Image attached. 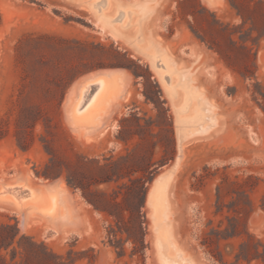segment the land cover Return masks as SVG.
<instances>
[{
    "label": "rangeland",
    "instance_id": "obj_1",
    "mask_svg": "<svg viewBox=\"0 0 264 264\" xmlns=\"http://www.w3.org/2000/svg\"><path fill=\"white\" fill-rule=\"evenodd\" d=\"M114 72L119 104L78 124L84 85ZM53 182L58 218L0 202V222L60 264H264V0H0V187Z\"/></svg>",
    "mask_w": 264,
    "mask_h": 264
},
{
    "label": "bare ground",
    "instance_id": "obj_2",
    "mask_svg": "<svg viewBox=\"0 0 264 264\" xmlns=\"http://www.w3.org/2000/svg\"><path fill=\"white\" fill-rule=\"evenodd\" d=\"M94 5L98 6L99 3L96 2L94 3ZM121 15L122 12H120L117 17H115V19H119ZM152 58V64L165 71H163L162 76L166 80V83L170 85L171 92L176 93L177 86L175 84H172V73L169 71L168 62L165 56H163V54L161 53H156L155 57L154 55H152ZM118 75V73L114 72L112 76H102L95 82H88L84 85V88L82 89L83 95H81L80 100L76 102L77 105L73 108V114L75 115L74 118L78 124L90 127L96 123L103 111H105L104 116L109 111L110 113H112L111 110H113V106H117L118 103V100L115 99L120 93L123 92L124 88L122 82L118 78ZM184 91V101L183 104L179 107L182 113L190 109V107L192 106V101L196 96L195 92L190 89L189 86L184 87ZM108 104L110 105L108 106ZM196 116L197 117L190 118V120L181 121L180 127L186 129L189 126H196V123L198 124L200 121H202V115L200 114L199 116V113H196ZM172 169L173 167L164 171L154 180L155 186L149 195V201H156V203L154 204L155 216L157 217V219L159 218V221L162 219V211L164 210V189L167 181L165 177ZM15 185H20L18 187L19 189H17ZM15 185L10 184L0 187V202L10 203L15 208H17L18 211L27 209L30 215L32 213H37L52 220H55L60 216V201L63 188L60 182H53V184H50L49 186L48 184L47 186L40 184V187L30 186L26 183ZM154 192L157 193L153 197ZM23 219L24 222H26V220L28 222L27 215H24Z\"/></svg>",
    "mask_w": 264,
    "mask_h": 264
},
{
    "label": "trees",
    "instance_id": "obj_3",
    "mask_svg": "<svg viewBox=\"0 0 264 264\" xmlns=\"http://www.w3.org/2000/svg\"><path fill=\"white\" fill-rule=\"evenodd\" d=\"M239 13L246 18L241 11ZM215 232L221 233L219 230ZM222 237L227 238V235ZM205 242L207 244V241ZM211 252L216 260H222V253L219 252L218 255L213 253V250ZM255 253H259L256 244ZM241 255H238V259ZM255 256L257 255L248 254L246 258L250 261ZM59 259L60 255L50 250L46 244L38 242L33 236L22 234L18 222H0V264H60Z\"/></svg>",
    "mask_w": 264,
    "mask_h": 264
},
{
    "label": "crops",
    "instance_id": "obj_4",
    "mask_svg": "<svg viewBox=\"0 0 264 264\" xmlns=\"http://www.w3.org/2000/svg\"><path fill=\"white\" fill-rule=\"evenodd\" d=\"M120 74H122V78H123V72L122 71H120V70H117Z\"/></svg>",
    "mask_w": 264,
    "mask_h": 264
}]
</instances>
